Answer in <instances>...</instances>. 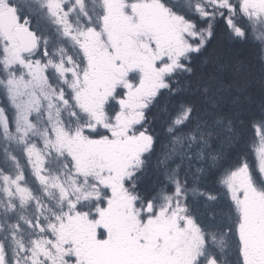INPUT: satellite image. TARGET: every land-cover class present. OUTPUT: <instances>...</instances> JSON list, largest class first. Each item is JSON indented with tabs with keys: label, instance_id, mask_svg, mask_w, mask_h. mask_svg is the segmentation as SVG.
Here are the masks:
<instances>
[{
	"label": "snow or ice",
	"instance_id": "1",
	"mask_svg": "<svg viewBox=\"0 0 264 264\" xmlns=\"http://www.w3.org/2000/svg\"><path fill=\"white\" fill-rule=\"evenodd\" d=\"M0 264H264V0H0Z\"/></svg>",
	"mask_w": 264,
	"mask_h": 264
},
{
	"label": "trees",
	"instance_id": "2",
	"mask_svg": "<svg viewBox=\"0 0 264 264\" xmlns=\"http://www.w3.org/2000/svg\"><path fill=\"white\" fill-rule=\"evenodd\" d=\"M248 51L245 49H233L231 45L221 37L217 45V55L220 57L221 61H227L230 63H235L238 59H245L248 57ZM228 74L225 73V76Z\"/></svg>",
	"mask_w": 264,
	"mask_h": 264
}]
</instances>
